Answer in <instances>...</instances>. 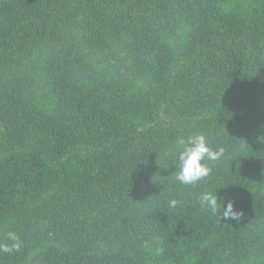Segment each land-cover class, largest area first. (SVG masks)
<instances>
[{
	"label": "trees",
	"instance_id": "16d2710c",
	"mask_svg": "<svg viewBox=\"0 0 264 264\" xmlns=\"http://www.w3.org/2000/svg\"><path fill=\"white\" fill-rule=\"evenodd\" d=\"M263 177L264 0H0V264H264Z\"/></svg>",
	"mask_w": 264,
	"mask_h": 264
},
{
	"label": "rangeland",
	"instance_id": "374dc122",
	"mask_svg": "<svg viewBox=\"0 0 264 264\" xmlns=\"http://www.w3.org/2000/svg\"><path fill=\"white\" fill-rule=\"evenodd\" d=\"M121 38L122 39H118L114 44L113 46L111 47L114 51H118L120 56L121 57H125L126 56V51H125V48H123L125 45H126V42L128 40V36L127 34H121ZM108 45V44H106ZM107 46H105L106 48ZM123 48V50H122ZM181 48L179 47L178 50H180ZM185 52V50H183L181 53L177 54V56H181L183 55ZM104 55L107 53L109 57V59H107L106 57H104V60L105 62L103 63L105 65V67H108L109 65H114L115 69H116V74L119 73L118 71V68H119V64L116 63V59L114 57H111L112 53L110 51V49H105V51H103ZM100 58V57H99ZM178 61H179V58H177ZM65 62H67V60H65ZM68 64L69 65H77L79 64V58L77 57H70L68 59ZM118 64V65H117ZM116 65H117V68H116ZM120 73H122V75H128L127 71L125 72V69L123 71H120ZM150 78L148 77H145V78H140L138 80H136V83H135V86L137 88L141 87L142 85H145L144 83H146ZM41 83V82H39ZM43 84V83H42ZM45 86H41L39 88V91H36V92H40V93H43L42 90H44ZM264 178V177H263ZM264 182V181H263ZM143 199L141 200H136L134 201V205H140L141 202H142ZM222 236V234H221ZM218 241H220V236L218 237H214L212 238L211 240H209V242L207 243V246L208 247H214V248H217L218 247ZM215 243H217L218 245H215ZM140 257H143L142 254H140ZM226 259V261L224 262V264H254L253 263V260L254 258L251 257L250 259H245L243 258V256L241 257H234L232 256L231 254H228V257L226 258L225 255H217L215 256L213 259L209 260L210 262H214L216 260H222V259ZM220 263L222 264V261H220ZM146 264H195V261L192 259V260H189V258L186 256H181L179 258H177L176 256H169V255H164V256H161V255H157L155 254L153 256V254H151V259L150 261L147 260V263ZM206 264V263H205Z\"/></svg>",
	"mask_w": 264,
	"mask_h": 264
}]
</instances>
